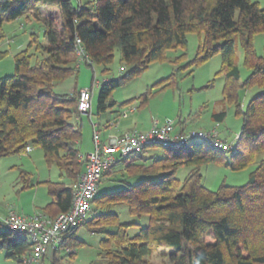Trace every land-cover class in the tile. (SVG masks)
Returning <instances> with one entry per match:
<instances>
[{"label":"trees","instance_id":"1","mask_svg":"<svg viewBox=\"0 0 264 264\" xmlns=\"http://www.w3.org/2000/svg\"><path fill=\"white\" fill-rule=\"evenodd\" d=\"M43 7L58 9L60 16L42 17ZM21 17L41 22L46 42L32 32L29 49L36 53L17 54L15 73L0 78V157L26 154L31 145L43 150L48 166L60 169L67 183L46 182L51 202L44 211L51 217L70 209L84 169L79 147L82 127L71 122L80 114L81 90L64 96L54 91L57 82L79 72L78 38L90 59L87 66L97 64L107 70L117 51L121 61L131 66L119 78L101 84L98 115L115 105L114 90L153 62L165 61L168 50H186L187 36L194 32L202 39L196 57L185 67H197L221 53L224 98L235 103L243 119L233 150L198 141L190 147L158 146L164 155L145 158L155 147L149 146L120 160L104 174L119 188L94 198L88 218L67 233L64 246H78L76 232L86 226L106 235L98 259L91 264H154L149 258L159 245L171 249V264H264V157L242 186L222 184L214 191L202 183L201 173L209 162L225 163L227 153L234 170L246 168L264 153V90L245 109L238 95L239 88H264V56L254 46V36L264 33V8L253 0H77L76 4L73 0H0V38L4 22ZM238 37L251 70L242 85L236 63ZM6 55L0 52V60ZM186 56L182 54L174 63L186 62ZM161 82L164 87L174 85L177 75ZM148 100L147 92L142 103ZM225 116V111L213 115L217 122ZM182 166L191 168L183 182L176 175ZM112 173L114 178L109 177ZM123 203L132 215L150 217V224L133 237L128 234L132 224L109 211ZM110 227L114 229L107 230ZM32 248L27 236L6 228L0 220V251H8L9 258L22 264ZM43 263L62 264L57 255L51 263Z\"/></svg>","mask_w":264,"mask_h":264},{"label":"rangeland","instance_id":"2","mask_svg":"<svg viewBox=\"0 0 264 264\" xmlns=\"http://www.w3.org/2000/svg\"><path fill=\"white\" fill-rule=\"evenodd\" d=\"M73 1L76 4L77 0ZM253 1H257L264 8V0ZM41 15L47 17L56 14L51 9H46L42 11ZM32 32L38 33L40 40L46 42L42 23L33 17H21L4 22L1 31L2 38H0V52H6L7 55L0 60V78L15 73V56L17 54L25 50L36 53L34 48L29 49ZM201 39L202 36L198 33H189L186 50L181 47L168 50L165 61L153 62L146 70L114 90L112 100L116 102L115 105L108 108L105 113H101L100 116L97 113L101 84L106 80L119 78L131 70V66L121 61L119 51L116 52L114 61L107 67V70L102 65L94 64L92 67L83 63L80 65L77 74L57 82L54 91L56 94L64 96L71 95L75 90L92 89L93 118L102 124L107 119L117 115V112L121 113L133 105L137 106L136 112L130 113L127 120L128 126L137 130H149L155 121L160 123L172 121L176 131L183 129L181 125H184V129L187 130L210 131L217 123L213 115L225 111L226 116L220 122L218 131L222 138L233 142L236 135L241 131L243 119L241 115L237 114L235 103L226 102L224 98L223 90L226 79L221 72L222 54L216 53L197 67H185L187 62L196 57ZM254 46L257 54L264 56V33H258L254 36ZM184 53L187 55V61L174 63V60ZM236 63L240 69L239 84L242 85L251 70L245 64V53L239 37L236 40ZM122 66H125L123 71L121 70ZM173 73L177 75V83L164 87L161 81ZM263 90L264 88L257 85L250 88H239L238 95L242 108L245 109L251 98ZM147 92L149 93V100L142 103V96ZM71 122H77L81 125L83 137L80 148L82 152H86L87 144H93L92 121L87 114H79V117H73ZM163 152L160 147L155 146L144 156L151 158L153 155H164ZM226 156L225 163L209 162L201 168L202 183L207 188L216 191L222 184L228 186L246 184L251 172L264 157V153L258 154L255 162L240 170H234L230 167L231 153H227ZM190 170V167L182 166L176 175L183 182ZM109 177L114 178L115 173ZM46 180L67 183L66 177H62V172L56 165L48 166L44 152L40 147H34L30 154L0 157V219L9 210H17L27 214L28 210L33 207L36 193L38 202L50 200ZM118 188L119 184L116 181L104 179L98 194L102 195ZM109 211L117 213L121 222L132 224L128 229V234L131 237L137 235L141 228L150 224L148 215L142 217L132 215L125 203L114 205ZM113 229L110 227L107 230ZM105 236L103 233L91 232L86 226H81L76 232V239L81 243L74 248L63 245L62 250L60 249L59 254L63 264H91L98 259L101 241ZM66 248H70L71 252H66ZM170 254L171 249L169 247L159 245L155 247L149 260L154 264H171ZM7 255L8 251H0V264H16ZM56 255L53 252V260Z\"/></svg>","mask_w":264,"mask_h":264},{"label":"built area","instance_id":"3","mask_svg":"<svg viewBox=\"0 0 264 264\" xmlns=\"http://www.w3.org/2000/svg\"><path fill=\"white\" fill-rule=\"evenodd\" d=\"M75 56L77 67L90 61L80 38L76 40ZM121 70L123 71L124 67H121ZM92 97V89L81 90L78 101L80 114L90 113ZM136 110L137 107L133 105L121 112L119 118H127ZM110 125L116 128L119 121L111 122ZM219 125L220 122H217L210 131L197 129L176 131L172 121L163 123L155 121L149 130L132 129L121 134H108L106 139H102L98 125L93 123L94 148L81 156L84 169L75 185L70 209L55 217L45 212L24 214L15 210H10L1 217L0 220L6 228L24 234L33 244L32 251L22 257V264H44L43 260L50 251L59 254L67 233L82 225L88 218L92 202L98 195L101 182L104 180V174L113 169L120 160L141 153L149 146L181 147L198 141L219 150H233L239 134L233 142H229L221 137L218 131ZM32 149L33 147L28 145L26 153ZM65 250L71 252L70 248Z\"/></svg>","mask_w":264,"mask_h":264},{"label":"crops","instance_id":"4","mask_svg":"<svg viewBox=\"0 0 264 264\" xmlns=\"http://www.w3.org/2000/svg\"><path fill=\"white\" fill-rule=\"evenodd\" d=\"M46 9H49V8H47V7H43L42 8V11L43 10H46ZM52 10V12H54L56 15H59L60 14V11L58 10V9H51ZM93 98V97H92ZM130 105H132V104H130ZM137 107V106H136ZM137 109H138V107H137ZM92 107H91V110H90V113L89 114H87L89 117H90V119H91V121H92V124L93 123H96L97 125H98V127H99V130H100V133H101V137H102V139H106L107 138V136H108V134H121V133H123V132H126V131H129V130H132V128L131 127H129L128 126V124H127V120H128V117L127 118H123V119H120L119 118V115H120V113H118L117 112V115H115L114 117H112V118H109V119H107V121L105 122V123H100V122H97V121H95L94 119L95 118H93V113H92ZM136 112V111H135ZM105 113V112H104ZM134 113V112H133ZM101 114H99L98 116H100ZM81 120V119H80ZM82 121V120H81ZM115 121H119V125H118V127H116V128H114V127H112L111 125H110V123L111 122H115ZM181 126H184V125H181ZM92 130H93V127H92ZM141 131H146V130H141ZM92 140H93V137H92ZM93 143V142H92ZM81 142L79 143V147L81 146ZM93 148H94V143L93 144H87V150H86V152H82L81 151V156H84L86 153H88V152H90L91 150H93ZM81 149V148H80ZM33 150V149H32ZM31 152V151H30ZM30 152L29 153H26V154H30ZM47 181H52V180H46L45 181V183L47 182ZM50 197V196H49ZM46 201V202H45ZM44 202H38L37 201V193H36V195H35V200H34V203H33V207L32 208H30L29 210H28V212H27V214H31V213H34V212H37V211H41V212H45L44 211V209H45V207L51 202V198H50V200H45ZM10 211V210H9ZM15 211H17V210H15ZM17 212H19V211H17ZM20 213H23V212H20ZM25 214V213H24ZM58 256V258H60L61 259V262H62V264H63V261H62V257L60 256V254L59 255H57ZM44 261H45V263H51L52 261H53V252L52 251H50V253H49V255L48 256H46L45 258H44Z\"/></svg>","mask_w":264,"mask_h":264}]
</instances>
